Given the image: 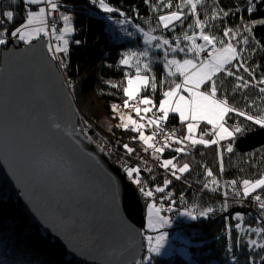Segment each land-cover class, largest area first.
<instances>
[{"label":"trees","instance_id":"1","mask_svg":"<svg viewBox=\"0 0 264 264\" xmlns=\"http://www.w3.org/2000/svg\"><path fill=\"white\" fill-rule=\"evenodd\" d=\"M106 2L114 8H119L124 15L117 12L105 13L98 5H93L91 0H58V12L65 9L71 11L73 15L74 30L68 35L67 51L64 52L65 63L61 70L66 78L73 79L70 85L79 116V127L124 171L126 167L139 168L140 179L145 182L146 187L154 190L156 187H164L163 193L155 192V199L164 202L166 211L171 207L170 213H175L181 197L186 198L196 211L209 206L215 209L205 217L192 220H186L176 214V217L183 221L182 233L191 240L189 256L179 253L178 249L168 257L149 252L144 239L147 231L145 227L143 235L145 252L139 261L142 264H211L215 260L227 264L225 262L234 257L235 260L230 264H264L262 259L264 248L249 246L250 240L253 239L264 245V232L257 234L252 231L255 228H264V221L261 224L257 223L259 217L264 220L262 214L264 210L259 208V202L254 199L255 195H260L264 199V190L257 189L245 197L241 183L243 179H256L264 174V129L254 126L253 131L235 139L231 152L226 150L228 143L232 142V138L229 137L220 141L219 145L196 144L193 152L179 153L167 143L156 142L155 148L163 147L164 151L154 154V148L143 146L138 131L131 127H118L121 125L119 109L123 108V101L127 99L123 88L127 84V77L135 74L133 65L136 63L133 59L128 65L120 64L123 53L129 49L136 52L143 51L146 47L149 49V58H140L141 67L143 62L151 63V72L143 71L150 77H156L157 88L153 91L149 87L142 90L139 95L149 96L153 101L154 110H157L163 92L168 89L171 81L176 82L180 77L179 73L169 76L170 69L164 67L167 60L175 58L181 62L184 59L199 61L195 53L187 51V46L191 43L184 39L185 32L189 35L194 31H201L194 26L197 18L206 22L205 31L216 37L214 43L219 48L222 47L219 41L222 40L225 44L231 42L236 48L244 49L242 56L247 60L244 66L255 69L252 76H249L243 68L235 67L240 60V57H237V60L232 61L234 65L232 70L236 72V76H242L244 80L250 81L249 87H238L243 81H238L236 76L229 77L226 73H218L215 77L220 85L217 96L219 98L226 96L230 105L250 111L252 114L264 112V94L259 92V88L264 87V84H256V81L264 76V50L256 43L259 41L260 45H264V25H253L252 33H247L243 27L252 20L264 19V0H252L257 5L252 13L246 11L249 0H202L197 6V14L193 16L188 13V18L183 24H177L174 29H164L162 24L156 27L157 19L159 15L177 10L175 6L180 0H172V8L165 7L168 0H150L149 3H145V0ZM151 3L158 7L151 8ZM33 8L34 5L25 8L24 0H0V13L3 11L15 13L14 21H5L3 27H0V31H3L4 27L8 29L4 37L6 43L0 45V54L13 37L11 31L24 22L23 18L27 11ZM214 10L216 19L213 20L211 17ZM184 11H187V8ZM223 12L229 14L224 16ZM109 16L112 17L110 21L126 18L129 21L125 27L116 29L118 38L108 26ZM58 21L62 25L60 18ZM137 24L145 31H148L149 27L155 28L152 35L163 36L169 40L172 47H175L178 38L180 47L185 48V51L177 50L173 53L169 50V45L155 48L157 41H152L153 46L150 47L145 43L143 33L134 27ZM189 24H193V27L189 28ZM225 28L232 29L234 35L224 36ZM125 29L134 32L135 35L127 36ZM245 36H249V44L243 43ZM76 41L80 43L77 44ZM251 48H255L256 51L251 52ZM171 71H175V68L172 67ZM161 81H164V86H161ZM244 97H247V100ZM113 105L119 106L116 111L113 110ZM102 117L106 118L108 126L101 122ZM244 122V118L236 114H232V119L227 120L228 126ZM146 124L150 131L163 138L165 132L170 133L173 129L182 132L185 122L180 120L178 113H171L166 120L154 126L148 121ZM202 132L206 133L205 137H212V132L207 131L206 125H201L200 134ZM124 144H128L134 151L129 153L123 147ZM173 157H175L173 161L178 165L187 163L189 170L183 173L178 171L176 176H173L171 166L167 168L161 166L164 158ZM208 170L212 171V176L207 175ZM213 177L218 181L215 185L210 183ZM165 179L171 181L167 186L164 185ZM232 180H236L237 184L229 185L228 182ZM205 183H209L208 189L204 188ZM213 187L217 190L211 191ZM233 188L240 190L241 194L234 196ZM225 192L228 193L227 197L224 195ZM237 213L240 215L237 216ZM237 224L240 228L236 227ZM174 227L175 224L170 226L171 229ZM145 256L149 259L144 260ZM0 264L88 263L70 255L54 237L31 222L21 204L19 194L10 189L5 180L0 179Z\"/></svg>","mask_w":264,"mask_h":264},{"label":"water","instance_id":"2","mask_svg":"<svg viewBox=\"0 0 264 264\" xmlns=\"http://www.w3.org/2000/svg\"><path fill=\"white\" fill-rule=\"evenodd\" d=\"M50 147L72 167L44 159ZM0 179L19 194L29 220L73 257L135 264L144 255L146 200L79 127L71 85L44 37L11 38L0 54Z\"/></svg>","mask_w":264,"mask_h":264},{"label":"snow or ice","instance_id":"3","mask_svg":"<svg viewBox=\"0 0 264 264\" xmlns=\"http://www.w3.org/2000/svg\"><path fill=\"white\" fill-rule=\"evenodd\" d=\"M150 0H145V3H149ZM40 3L46 4L48 7H40L38 12L35 11H27L26 16L23 18L24 22L20 23L18 27H15L13 31H11V36L19 37L20 40L30 41L33 35H39L41 32H44L46 35L48 34V30L46 28V18L52 16L53 12L58 9V4L56 0H24V6L27 8L28 5H37ZM93 5H98L99 8L103 9L105 13H120V15H124V13L120 12L119 8H114L110 3L106 2V0H91ZM202 3V0H180V3L175 7L177 10L169 11L166 14L159 15L157 19L156 27H159L161 24L164 29L175 28L177 24H183L184 20L188 18V13H191L193 16L197 14V6ZM172 0H168V3L165 5L166 8H172ZM150 7L156 9L158 5L151 3ZM257 5L249 0V6L246 11L252 13L256 10ZM187 8V11L184 9ZM51 9V11H48ZM228 12H223L224 16H227ZM213 20L216 19V12L213 11V15L211 17ZM15 13L13 11H3L0 13V27H3L5 21H14ZM60 19L63 21V28L57 30L55 22L52 24L51 34L56 36L57 31H59V35L56 36L58 40H63L64 44H67V40H64V34L72 31L71 27V16L61 13ZM108 19H112L111 16ZM39 23V27H31L32 25ZM128 19L120 20V24L128 23ZM175 22V23H174ZM205 21L196 19L194 22V26L200 28V36L205 42L204 44H196V33L193 32L192 35H188L187 32L184 33V39L187 41H191V45L187 46L188 52L195 53L196 56H199L200 52L206 47V45L213 44L216 41V37L213 35H209L207 31H205ZM260 24L264 25V19L260 20H252L250 23L245 24L244 30L247 33H252L253 25ZM140 33H143L144 40L147 45L150 47L152 45V41H157L154 45L155 48H163L165 45H169V50L173 53L180 51L184 52L185 48L180 47V41L177 38L175 47L170 45L168 39H165L163 36L157 37L152 35V32L155 31V28L149 27L148 31H145L143 27L139 24L134 26ZM189 28L193 27V24L188 25ZM8 29L4 27L3 31H0V44L6 43V39L4 38ZM126 35L132 37L135 35L134 32L127 31L125 29ZM223 35L226 37H230L234 35L233 30L229 28H225L223 31ZM255 39L254 37H252ZM76 43H80V41H76ZM222 47L216 49L214 52L210 53L207 58L196 63L192 59H184L182 62L175 58L171 60H167L164 64L166 69H170L169 76H175L179 73L180 76L183 77L181 83H176L175 81L170 82V86L166 91L163 92V99L159 102L158 111L162 113V115L158 116L155 120L150 119L148 121L149 124H158L168 118L170 112L178 113L180 120L187 121V130L189 135L187 137H181L178 142H182L183 140H188L192 145L200 144V145H219L220 141L225 140L229 137L232 138V142L228 143L227 151H232V143L235 142V139L238 137L244 136L249 132L254 130V126H259L264 129V112L260 114H252L250 111H246L244 109H240L237 107H233L229 105L228 98L226 96L218 99L217 93L220 91V85L217 83L215 77L218 73H226L227 76L232 77L236 76V72L232 69L234 65L232 61L237 60V57H240V60L237 62L235 67L243 68V71L249 73V76H252L255 71L254 68L245 67L244 65L247 63V60L244 59L242 53L244 49H238L234 46L233 43L225 44L222 40L219 41ZM244 44H249V36H245L243 39ZM257 45L264 50V45H260L259 41H256ZM49 49L51 50V45H49ZM56 51H67L66 48H61L57 46ZM251 52H255V48L250 49ZM167 55V52L165 53ZM149 58V49L146 47L143 51L136 52L131 49L123 53L122 59L120 60V64L128 65L131 60L135 59L136 63L133 65L135 68V75L127 77V86L123 88V92L127 99L123 101L124 107H129V101L134 99L139 95V93L147 88H151L153 91L157 88L156 77L149 76L144 74L143 70H147L151 72V63L146 61L143 62L141 67L140 58ZM174 67L175 71H171V68ZM238 81H243L242 84H239L238 87L248 88L250 81L244 80L242 76H236ZM256 84H264V76L261 77L259 81H256ZM114 87L116 85H113ZM161 86H164V81H161ZM201 86L207 89V91H201ZM185 90L188 92V95L185 96L182 94L181 90ZM259 92L264 94V87L259 88ZM247 100V97H244ZM139 104L141 105H151L152 101L147 96L144 95L139 99ZM113 110L116 111L118 109V105H113ZM247 107V106H246ZM133 110L139 116L143 111L145 113L149 112L151 109L149 107H133ZM232 114H236L238 117L244 118V123H236L226 127L227 120L232 119ZM120 119L123 121L127 119L128 123H122L118 125V127L128 128L129 125L133 126L134 131L139 132V139L144 141L149 147L154 148V154L156 152H163L164 148H155V145L151 144L150 141L153 140V136H146L142 131L144 125L139 123L137 120H134L130 115L124 117L121 115ZM200 121H206L208 125L212 126L213 137L212 139H204V135L206 133H201L199 139H195L192 135L198 123ZM251 122V124L247 123ZM53 129H59L60 125L58 123H53L51 125ZM136 139V137H133ZM123 147L127 149L129 153L133 152L134 149L130 148L128 144H124ZM147 150V149H145ZM175 151L177 153L184 151L183 148H176ZM43 158L46 160H52L54 162H60L65 169H70L72 167V161L61 153H57L53 148H49L47 152L43 154ZM172 159H165L162 162V167L167 168L171 165L172 175L176 176L175 169L177 168L176 164L173 163ZM189 170V165L187 163L183 164L182 167L178 169L180 173L186 172ZM223 170V162L221 160V171ZM125 171L129 178H132L133 182L139 186V191L144 197L151 198L154 196V192L163 193L164 187H156L155 190L148 189L145 185V182H142L139 176L140 169L137 167H126ZM135 174V175H134ZM208 176H212L213 173L211 170L207 172ZM179 178V177H177ZM171 181L168 179L164 180V185L167 186ZM211 184L215 185L218 181L213 177ZM229 185H236L237 181L232 180L228 182ZM242 192L243 196L247 197L250 193L255 192L257 189L264 190V174H261L259 178L256 179H243L242 180ZM113 195L115 197V188L111 186ZM204 188H209V183L204 184ZM211 191H216L215 187L210 189ZM234 196H239L241 194L240 190L233 188ZM169 195H171L169 193ZM225 197L228 196V193H224ZM254 199L259 202V208L264 210V199L261 198L260 195H255ZM161 207H157L155 203H149L147 205V214H148V227L155 229L161 228L165 224L170 223L168 217L160 216ZM224 207H227V202H225ZM171 211V207L168 209ZM214 208L209 206L205 208L203 211L199 212V216H207L209 213L214 212ZM186 214L192 216L191 211H186ZM264 214V213H262ZM240 214L237 213V216ZM193 218H196L193 216ZM237 228H240V225H236ZM252 231L257 234L264 232V228H255ZM167 233H160L155 237V243H153V237L147 236L148 240V251L159 253L161 248L163 247L165 238ZM255 245L257 247L264 248V245L258 244L256 240H250L249 246ZM149 257L145 256L144 260H148ZM264 259V258H262ZM135 264H142L141 261H135Z\"/></svg>","mask_w":264,"mask_h":264},{"label":"rangeland","instance_id":"4","mask_svg":"<svg viewBox=\"0 0 264 264\" xmlns=\"http://www.w3.org/2000/svg\"><path fill=\"white\" fill-rule=\"evenodd\" d=\"M56 2H57V4H58V0H56ZM34 7L35 8H33V9H31L30 11H35V12H38L39 11V8L40 7H45L46 8V4H44V3H40V4H37V5H34ZM103 11V10H102ZM61 13H64V14H67V15H69V16H71V21H70V23H71V27H72V31H70V32H67V33H65L64 34V40H67V44L65 45L64 44V41L63 40H58L57 38H56V36H58L59 35V31H57V33H56V36H54V35H50V28H52V25L48 22L49 20H48V17L46 18V28H47V30H48V34H47V36H46V34L44 33V32H41L38 36L37 35H33L32 36V38H31V40L30 41H23V40H21L22 42H25V44L26 43H28V42H31L32 40H34V39H38V38H41V37H44V38H46L47 39V44H48V49H49V45H51V50L49 49V53H50V55L55 59V61H56V63H57V66H64V63H65V60L63 61V62H61V61H59V59H61V60H63L65 57H64V55H65V51H59V52H57L56 51V48H57V46H59V47H61V48H67V46H68V35H70L72 32H73V30H74V26H73V22H72V17H73V15H72V13H71V11H69V10H65V9H62L61 10V12L58 14V18H60V14ZM108 14H111V13H108ZM119 21L120 20H118V21H110L109 19H108V21H107V23H108V26H110L111 27V29H112V31L115 33L114 35H115V37L116 38H118V36H117V28H122V27H125L126 25H127V23H125V24H120L119 23ZM61 22H62V25L64 26V23H63V21L61 20ZM40 26V24L37 22L36 24H34V25H32L31 27H39ZM63 28V27H62ZM117 29V30H116ZM120 39H124V38H120ZM1 45V44H0ZM215 50H213V52H214ZM61 52H63L64 53V55L63 54H60ZM210 53H212V51L210 52ZM56 54H58L57 56H56ZM196 63H199V61H195ZM135 75V74H134ZM134 75H132V76H134ZM182 80H183V77L182 76H180L179 77V79H178V81H176V83H181L182 82ZM126 86H127V84H126ZM181 91H185V90H181ZM201 91H207V89L206 88H203V86H201ZM186 93H182L183 95H185V96H187L188 95V92L187 91H185ZM140 94V93H139ZM138 96H140V95H138ZM140 97H143V96H140ZM149 97V96H148ZM150 98V97H149ZM164 98V97H163ZM162 98V99H163ZM217 98L218 99H220L218 96H217ZM151 99V98H150ZM152 101V100H151ZM153 102V101H152ZM129 107H131V108H133L131 105H133L132 103H131V100L129 101ZM230 105V104H229ZM232 106V105H231ZM123 108H120L119 109V123L120 124H122V123H128V121H127V119H125V120H121L120 119V117H121V115H123L124 117H127V116H131L134 120H137L139 123H141V124H143L144 125V127H143V129H142V131L144 132V134L146 135V136H154L153 137V140L152 141H150V143L151 144H153V145H155L156 144V142H160L161 144H163V138L159 135V134H157V133H155V132H152V131H150L149 130V127L147 126V124H146V122L147 121H149L150 119H152V120H155L158 116H160V115H162V113H160L159 111H158V109H159V105H158V107L156 108L157 110H154V105L153 104H151V105H139V106H137V107H140V108H144V107H149L151 110L149 111V112H147V113H145V112H141L140 113V115L138 116L137 114H136V112L134 111V113L133 112H131V113H128L127 111H126V107H124V105L122 106ZM172 112H170L169 114H171ZM101 122L105 125V126H108L109 125V123H108V121L106 120V118H104V117H102L101 118ZM185 122V125H184V128L182 129V132H183V134H184V136L185 137H187L188 135H189V133H188V130H187V121H184ZM160 123V122H159ZM151 125H153L154 126V124H151ZM201 125H206V127H207V131H210V132H212L213 133V130L211 129V125H208L207 124V122L206 121H200L199 123H198V126L196 127V129L194 130V132L192 133V135H193V137L195 138V139H199L200 138V136H201V134H200V127H201ZM226 127H228V124L226 123V125H225ZM129 127H131L132 129H133V126L132 125H129ZM174 130V129H173ZM172 131V130H171ZM170 131V132H171ZM165 135H168L169 134V131L168 132H165L164 133ZM138 137H139V133H138ZM212 138H214L213 137V134H212V137H205L204 136V139H212ZM156 140V141H155ZM142 144H143V146L144 147H148V148H152V147H149L147 144H145L144 143V141H142ZM153 149V148H152ZM165 159H170V158H164L163 160H165ZM173 163L174 164H176V166H177V168L175 169V171L176 172H178V169L180 168V167H182L183 165H178L176 162H174L173 161ZM169 166H171V165H169ZM172 168V167H171ZM174 170V169H173ZM130 180H132V178H130ZM133 181V180H132ZM148 189H151V188H149V187H147ZM151 190H153L154 191V189H151ZM155 192H154V196L153 197H151V198H148V197H144L145 198V200H146V232H145V243H146V246H147V248H148V240L146 239V237L147 236H157V235H159L160 233H162V232H164V233H167V236H166V238H165V241H164V244H163V247L161 248V250H160V252L159 253H155V252H153V253H155V254H160V255H162V256H169V255H171L172 253H174L175 252V250H177L178 249V251H179V253H182V254H184L185 256H189V246H190V244H191V240L186 236V235H184L183 233L182 234H180V232H176V231H174L173 233H171L170 232V230H171V228H170V226L171 225H173L174 224V219H173V215H176L177 214V216H182L184 219H186V220H192V219H196V218H198V217H205V216H199V212L200 211H203L205 208H207V207H204V208H201V209H198L197 211H196V209L193 207V208H190L189 210H193V211H191L192 212V216H189V215H187L186 214V209L184 208V209H182L181 208V204L178 202V209H177V211L175 212V213H170V211H166L165 210V207H166V205H164V202H162V200L161 201H159V200H156L155 199ZM149 203H155L156 204V206L157 207H161V205H163V207L161 208V211H160V216H164V217H168L169 218V221H170V223H168V224H165L163 227H161V228H155V229H152V228H149L148 227V214H147V205L149 204ZM193 216H195L196 218H193ZM173 240H179L180 241V244L178 245V246H176L175 245V243L173 242ZM153 243H155V241H153ZM234 258V257H233ZM211 264H222V263H220V262H218V261H212V263ZM224 264V263H223ZM227 264H229V263H227Z\"/></svg>","mask_w":264,"mask_h":264},{"label":"built area","instance_id":"5","mask_svg":"<svg viewBox=\"0 0 264 264\" xmlns=\"http://www.w3.org/2000/svg\"><path fill=\"white\" fill-rule=\"evenodd\" d=\"M47 5H46V9H47ZM48 11H51V9H48ZM58 10H56L55 12H53L52 16H49L48 17V22L52 25L53 22H55V25H56V28L57 30L61 29L62 28V25L59 23L58 21ZM196 33V37H195V40H196V44H204L205 42L203 41V39L201 38L200 36V31H197L195 32ZM50 35L51 34V28H50ZM192 35V34H190ZM18 37V36H17ZM17 37H13V38H17ZM191 43V41H190ZM218 49V46L213 43V44H209V45H206V47L200 52L199 54V58L200 60H204L205 58H207L210 54V52L213 50H216ZM60 54H63V52H61ZM58 54H56L57 56ZM65 57V55H64ZM65 60V58L63 60L59 59V61L63 62ZM60 69H61V66H59ZM68 82L71 84L72 81H71V78H67ZM141 97L140 96H137L135 97L134 99L131 100V103L133 105H131L132 107H137L139 106V99ZM126 111L128 113H131L133 112L134 113V110L133 108L131 107H126ZM212 129V127H211ZM181 137H185L184 134L182 132H180L178 129H174L172 130L168 135H165L163 137V144L164 143H167L169 144L173 149H176V148H183L184 149V152H193L196 148V145H192L190 141L188 140H183L182 142H178L180 140ZM179 203L181 204V208L182 209H186L187 211H193V210H189L190 208H193V206L186 200V198L184 197H181V199L179 200ZM173 219H174V224H175V227L172 228L170 230L171 233H173L174 231L176 232H180V234H182V224H183V221L182 219L180 218H177L176 215H173L172 216ZM153 240H155V236H153ZM173 242L175 243L176 246H178L180 244V241L178 240H173Z\"/></svg>","mask_w":264,"mask_h":264},{"label":"bare ground","instance_id":"6","mask_svg":"<svg viewBox=\"0 0 264 264\" xmlns=\"http://www.w3.org/2000/svg\"><path fill=\"white\" fill-rule=\"evenodd\" d=\"M129 179H130V178H129ZM255 219H256V217H255ZM263 221H264L263 218L259 217L258 220H257V223H258V224H261ZM172 258H173V257H172ZM234 260H235L234 258H230V259H228L225 263H229V264H230V263H232Z\"/></svg>","mask_w":264,"mask_h":264},{"label":"clouds","instance_id":"7","mask_svg":"<svg viewBox=\"0 0 264 264\" xmlns=\"http://www.w3.org/2000/svg\"><path fill=\"white\" fill-rule=\"evenodd\" d=\"M62 27H63V25H62ZM194 32H197V31H194ZM192 33H193V32H192ZM192 33H190V34H192ZM190 34H189V35H190ZM46 36H47V35H46ZM12 38H13V37H12ZM17 39H19V37H17ZM34 40H35V39H34ZM218 49H219V47H218ZM198 59H199V61H201L200 58H199V56H198Z\"/></svg>","mask_w":264,"mask_h":264}]
</instances>
